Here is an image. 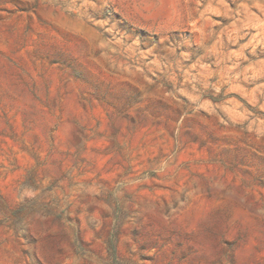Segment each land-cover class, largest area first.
Wrapping results in <instances>:
<instances>
[{
  "label": "rangeland",
  "instance_id": "rangeland-1",
  "mask_svg": "<svg viewBox=\"0 0 264 264\" xmlns=\"http://www.w3.org/2000/svg\"><path fill=\"white\" fill-rule=\"evenodd\" d=\"M0 264H264V0H0Z\"/></svg>",
  "mask_w": 264,
  "mask_h": 264
}]
</instances>
